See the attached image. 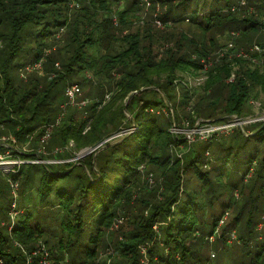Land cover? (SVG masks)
<instances>
[{"label":"trees","instance_id":"obj_1","mask_svg":"<svg viewBox=\"0 0 264 264\" xmlns=\"http://www.w3.org/2000/svg\"><path fill=\"white\" fill-rule=\"evenodd\" d=\"M73 1L78 3L77 8L71 6ZM150 1L154 6L160 2L165 8L158 17L167 29L158 31L148 22L150 26L147 24L145 30L125 34L124 29L132 25L138 11L141 12L143 0H0V39L3 41L0 140L11 131L17 141L14 154L21 152L19 144L27 143L33 150L42 144L44 126L55 122L62 113L61 90L69 83L80 85L87 80L86 73H91L99 77L95 95L100 97V100L92 97V102L84 106L88 117L81 121L76 119L75 108L65 112L44 143L49 151L71 140L77 149L88 145L97 147L81 163L90 177L82 172L77 176L75 188L67 187L56 193L60 204L55 205L61 227L59 241L51 243L49 230L39 222L33 223L28 218L29 213L24 211L25 215L14 222L10 232L8 225L0 224V257L5 264L26 263L27 254L19 246L11 247L16 241L30 254L41 243L46 246L51 243L48 248L54 259L51 264H144L140 245L145 243H151L149 264H189L190 259L197 263L202 258L204 245H213L215 241L223 250L227 236L232 230L236 231L235 228L239 229V238L231 246L232 254L240 258L245 255L244 249L253 246L262 259L251 264H264V230L260 239L251 241L259 235L256 227L262 220L264 206L260 214L257 213V205L250 196L241 204L239 199L234 200L235 204L231 199L217 211L214 207L217 201L212 200L213 210L209 215L212 226L207 233L206 225L201 222L203 204L198 201L197 192L199 189L211 192L214 187L210 169L203 168V164L210 161L201 160L199 153L191 152L186 139L170 130L173 123L182 128L184 118L193 124L198 118L224 120L230 114L245 116L251 112V98L257 99L260 95L264 98V56L260 60L223 57L213 62L208 79L200 88L203 93L199 91L196 102H193L194 91L187 87L182 74H199L203 67L200 59L230 42H235L238 48H249L253 43L264 46L261 32L264 0H247L241 6L239 0ZM249 6L254 7L253 13L247 11ZM115 17L118 24L113 20ZM187 18L190 23H185ZM59 29H64V33L57 37ZM234 29L240 30V35L232 38L229 32ZM225 36L228 38L223 39ZM46 50L49 52L45 53ZM42 58L47 74L40 76L33 71L26 76L23 73L25 77L20 75L24 66ZM114 72L116 79L111 76ZM232 74L234 79L228 81ZM106 77L109 80L103 83ZM176 85L182 96L176 99L177 103L173 101L175 93L177 97ZM58 86L62 88L55 91ZM107 91L111 92L110 100L102 105ZM147 91H161L167 100H147ZM87 95L94 94L88 92ZM55 97L62 100L55 101ZM165 100L172 104L175 120L169 114L149 111V108L166 106ZM177 107L182 108L180 115H177ZM127 111L132 115L135 130L100 149V142L110 133L120 131L125 122H128L127 127L131 126ZM204 113L209 116L203 117ZM130 138H135L138 144L133 150L125 151L119 145ZM5 142L0 143L2 151L8 144ZM182 144L187 145L188 150L181 155L174 154L172 149ZM97 149L100 151L96 154ZM64 151L66 155L71 154ZM36 154L38 158H46V154ZM58 156L65 155L58 152ZM75 164L71 161L24 163L11 175L24 194L26 186L35 178L30 169L42 166L38 170L37 193L43 201L53 182L69 176ZM188 169L192 171L194 184L184 178ZM141 171L143 175L154 173L156 178L155 188L146 193L149 196L145 199L146 215L128 207L135 190L143 191L147 187L145 181H141ZM219 180L224 184L222 176ZM224 185L228 186L229 180ZM247 201L251 204L246 210ZM232 208L235 214L221 224L216 240L210 241L209 235L215 232L222 214ZM120 216H128L131 223L127 231L123 227L118 229L121 235L113 232L115 220ZM94 222L95 230H92ZM155 224L160 229L154 228ZM65 254L69 255L67 262ZM39 258L33 256L30 264H42Z\"/></svg>","mask_w":264,"mask_h":264},{"label":"rangeland","instance_id":"obj_2","mask_svg":"<svg viewBox=\"0 0 264 264\" xmlns=\"http://www.w3.org/2000/svg\"><path fill=\"white\" fill-rule=\"evenodd\" d=\"M154 4L155 3H153L150 0L146 2H141L140 3L141 12L138 11V14H137L138 16L136 15L137 18L133 19L134 23L130 25L129 27H126L124 29V33L127 34L129 32H135L137 30H143V29L145 30L148 22H151L154 29H157L158 31L160 30L163 31L167 29V27H165L166 25L164 23L162 24L163 21L159 19L158 17V15H160L162 13V10L163 9L165 10V8L161 6L160 2L156 4V6H154ZM71 6H72V2H71ZM72 7L77 8L78 6L75 4ZM255 13H258V12L256 11ZM113 20L115 24L119 23L118 19L115 20L113 18ZM262 20L264 21V15L262 16ZM190 22H191L190 18H187L185 21V23H190ZM185 27L187 28L188 24ZM63 31L64 29H61L58 32L59 34L57 37L62 35L64 33ZM219 38L222 39L221 36H219ZM227 38L228 36H225L223 39H227ZM236 46L237 45L235 44V42L234 43L230 42L229 45H227L226 47L230 48L229 50H231V49H235ZM2 47H3V41H1L0 49ZM223 47L224 45L216 48L215 50L211 51L209 54L211 55V53L213 52H218L219 49ZM47 52H49V50L45 51V53ZM44 60L45 59L42 58L40 61L32 63L31 68L28 71L27 70L24 71V75L26 76L27 72L31 73L33 71H37L40 76L47 74L45 73L44 68H43ZM56 65L59 66L58 63H56ZM209 72H210V68L207 74H204L202 72H200L199 74H192L189 72L182 73L183 78H184L183 80L186 82L187 87L191 91H194L193 102L194 100L196 102V98H197L199 91L203 93V90H200V88L203 86L205 81L208 79ZM20 75H21V71H20ZM24 75L23 77H25ZM111 76L115 79L118 77L115 72L112 73ZM86 78L87 80L82 81V83L79 85L80 92L76 95L75 103L72 105H69L68 108L66 109V113H69V111L75 108V116L78 121H81L88 117V114L84 111V106L89 105V103L92 102V97H95L98 100H100V97L95 95L96 90L98 88L97 86L99 85L98 84L99 77L92 76L91 73H86ZM108 80H109L108 77H106L105 79L102 80V82L107 83ZM69 84H72V83H69ZM178 86L179 85H176L177 97L175 93V98H173V101L176 103H177L176 99H180L182 97L181 92L178 89ZM106 87H107L106 88L107 90L108 84H106ZM60 88L62 87L58 86L55 91H60ZM61 91L63 94L62 97L65 100V89H62ZM88 92H91L94 95L88 96L87 95ZM110 97H111V92L107 91L102 99L103 102L101 104L103 105L106 102H108L110 100L109 99ZM145 98L147 100L152 99L154 101H160V100L162 101V98H164V93L161 91H158V92L147 91V93H145ZM164 99H166V97ZM61 100H62L61 97H55V101L60 102ZM126 101H125V104L127 103ZM191 104L193 105L192 102ZM165 105L166 106L160 105L157 108H149V111H151L152 113H158L160 115L169 114L172 117V119L175 120L176 118L175 110L171 106L172 104L169 102V100L166 101ZM177 108H178L177 115H180L182 108L181 107H177ZM250 108H251V112H250L251 114H255L258 117L264 118V98L261 95H260V98H257V99L251 98ZM61 109H62L61 111L63 112L62 104H61ZM219 115L223 116L222 113H220ZM208 116L209 115H207V113L203 114V117L205 118H207ZM126 118L132 122V115L129 111L126 112ZM225 118L226 119L224 120H217L218 118H213V117L207 118L206 120L202 118H198L195 120L193 124L186 123L188 120L184 118V124H182V128L177 127V125L173 123L172 125L173 128L170 129L172 132L174 131L176 133H180V137L187 140V144L191 145L192 153H195V154L199 153L201 155V160L209 159L210 161L207 164L206 163L203 164V168L205 170L210 169L209 173L210 175H212L213 180L215 181L214 187H212L211 192H207V190L205 189L200 190L199 189L200 183L197 184V187L199 189L197 192V199L203 204V209H202L203 218L201 219V222H203L206 225L207 233L210 232L211 226H212L211 225L212 219L209 218L210 212L211 210H213V208L210 205L213 203L212 200L217 201V202H214L215 203L214 207L217 209V211H220L222 206L226 202L231 201V199L233 200V202L234 200L239 199L238 203L241 204V203H244L245 200H249L250 196L254 198V202L257 205L256 206L257 213L260 214L264 206V164H263L264 121L254 123L252 125H248L245 129L241 127H235L231 133H227L224 130L215 131L214 134L208 136L207 138L206 137L202 138L201 135L197 133L199 128L204 129V128H208L209 126L212 127L216 124H224L227 121L228 116H226ZM125 121L126 120H124V122ZM221 122H224V123H221ZM133 124L134 122H132L130 127H127L128 122H125V124L122 126V129L120 131L110 133L107 138H105L103 141L100 142L101 143L100 149L105 148L104 146L107 144H112L114 142L120 141L121 139H123L124 136L134 131L135 129L134 127H132ZM245 131H247L250 134L249 135L246 134ZM8 133H9V137H13V134H11L12 133L11 131ZM189 134L192 137H194V139L193 138L190 139L188 136ZM198 135H200V137ZM213 135H215V137L211 141H205V140H208ZM7 141L8 143L12 142L11 139H8ZM14 141H16V138ZM0 143L5 144L7 142H5L4 140H0ZM71 143L73 145L72 147H69L68 144L70 145ZM68 144L57 146V147H61V149L64 148L65 150H68V152L70 151L71 153L70 155H66L67 152L61 151L65 155L63 157H59L58 152L55 153V149L57 147L49 151L47 148L44 147V143H42L36 150H33L31 148V145L27 143L18 145L19 147H21V150H20L21 153H18V154H20L21 157L26 158L29 163H32L31 161L35 162L36 160L41 161V159H39L36 154L38 152L46 154L45 159H48V160L52 159L50 163H57L60 161H65V162L71 161V163L72 162L77 163L73 166V170L71 171V174L69 176L60 177L58 180H55L53 182L50 188L45 192V195H46L45 197L47 198L43 201L40 199V196L37 193L39 177H40V172H38V170H40L42 166L36 165L30 169L32 172L35 173V178L33 182H31V184L26 186L24 194L21 192V189H20L21 186L19 185L18 195L17 197H15L10 180L11 178H13L11 173L15 172L14 170H17L19 166L13 165V164L6 165L4 163L3 165H0V221H1L0 224L1 225L4 226L6 222L9 223L11 221L10 211L13 209L12 202L16 200L15 209H17L19 213L15 217V221L19 219L20 217H22L23 215H25L24 213L27 211L26 214L29 213L28 214L29 216L28 215L27 216L33 223L39 222L41 226H44L46 229L49 230L47 233L50 236H52L50 237L51 243H57L59 241V237H60L59 233H60L61 227H60V219L57 217L58 210L55 208V205H60V204H59V200L56 197V193L60 190H63V189L65 190L67 187L70 189L75 188V185L77 182V176L80 173L83 172V174H85V177L89 176V172L87 171V168L81 163L84 157H86L87 154H90L91 145L84 146L80 149H77L73 140L69 141ZM137 144H138V141L135 138H130L129 140L121 143L119 146L125 151H131L134 149V147L137 146ZM206 148H208L207 150H209V154H207L208 151L206 150ZM6 149L7 148H5V150ZM98 150L99 149H97V151L94 153L97 154L100 151ZM187 150H188L187 145L183 146V144L177 148L172 149L174 154H177V155H181ZM23 152H27L28 154L33 153L34 156L35 155L36 156L31 157L29 155H24ZM0 153H1L0 155L4 156L3 151H0ZM78 153H80L81 156L82 155H85V156H82V157L80 156L79 158H77ZM5 158L7 157H3V159ZM8 159L9 160H12V159L20 160L19 158L15 156H10V158ZM141 174H142L141 181L142 180L145 181L144 185L147 187H145L143 191L137 190L138 188L135 190L134 194L131 197V200H129L128 207L129 209H131V211L135 213H144L146 215L148 212H147L146 205H145V199L149 197L147 196L149 190H151L152 188H155L156 178H155L154 173L147 174L145 172L143 175V172L141 171ZM217 174H221L222 178L224 179L223 181L224 184L227 183V181L229 180V185L226 186L222 184L221 180H219L221 176L216 177ZM85 177L84 179H86ZM118 178L121 179V176ZM184 178L185 180L191 179L192 183L194 184V181H193L194 177L192 176L191 170L188 169V171L184 173ZM217 181H219V184L216 183ZM213 188L216 189V192L215 190H213ZM245 204H246V210H247V208L250 206L251 203L247 201V203ZM228 210H229V215L227 219L230 220L231 217H233V214H235V211L233 208L228 209ZM128 216H124L125 218L123 222L120 223L118 227H115L113 232L117 231L120 234V231H118V229L120 230L123 227L124 231H127L128 229L131 228V223L128 222L129 221ZM227 219H225V221H227ZM259 222L260 221H258V224ZM155 225L156 226H154V228L160 229V228H157L158 224H155ZM5 229L3 228L4 232H5ZM91 229L95 230V222L93 223ZM235 229H236V234H238L239 229L237 228ZM218 231H220V229ZM53 233L55 235H53ZM198 233L199 232H197V235ZM158 234L160 235V231ZM257 238L260 239V235L256 236V238L255 237L252 238L251 241L253 242L257 240ZM236 239L233 240L231 243L224 244L225 247L223 250H221V247H218V245H215V241L213 242L214 243L213 245L211 244L210 246L204 245L203 246L204 252L202 253V258L197 263L192 262V260L190 259L188 260L189 261L188 263L189 264H251L254 260L257 261V260L262 259L260 255L257 256L259 252L257 250H254L252 248L253 246H251V248L244 249L245 250L244 256H240V258H239V255L234 256L232 254L233 248L231 246L235 244ZM238 240H237V243L239 242ZM51 243H48L47 245L48 248L49 246L51 247ZM12 244L13 245L11 247L16 245L15 242H13ZM110 251L111 250L109 249L107 252L109 253ZM212 253H214L215 255L212 256ZM68 259H69V255L65 254L64 261L67 262ZM50 260L51 262L49 264H51L54 261L51 254H50ZM142 262L144 264L148 262L146 257L144 258V261Z\"/></svg>","mask_w":264,"mask_h":264},{"label":"built area","instance_id":"obj_3","mask_svg":"<svg viewBox=\"0 0 264 264\" xmlns=\"http://www.w3.org/2000/svg\"><path fill=\"white\" fill-rule=\"evenodd\" d=\"M146 1H149V0H143V2H146ZM246 1L247 0H239V5L240 6L243 5L244 3H246ZM75 4L78 5V3L76 1H73L72 2V6L75 5ZM250 11H253V10H250ZM114 19L117 20L116 17ZM162 24H163V22H162ZM261 32L264 34V26L261 27ZM237 34H238V31H236V30L231 31V35H233V36H235ZM1 41L2 40L0 39V45H1ZM229 49L230 48H228V47H223V48L219 49L218 52L214 53L215 57H212L211 55L202 57L200 59V62L203 64L201 72L204 73V74H207L209 68L212 65V63L215 62V61H218L223 56L236 55V56L249 57V55L251 53H256V54H258L260 56H264V46H262L260 44H257V43H253L249 48H240L237 51H233V50H229ZM30 68H31V64H28V65L24 66L23 70L21 71V75H23L24 71H26V70L28 71ZM233 79H234V74H232L228 78L229 81H232ZM79 92H80V87L76 83L68 84L65 87V100L62 103L63 112L57 117L55 122L48 123V124H46L44 126V133H43V135L41 137V142L42 143L47 142V140L49 139V137H50V135H51V133H52V131L54 129V125L59 123L60 118L65 114L67 107L69 105H72V104L75 103L76 95ZM263 120H264L263 117H258L255 114H253V115L248 114V115H245V116H238L237 114H230L228 116V119H227V121L225 123L221 122V123H224V124H216V125H214L212 127L209 126L208 128H204V129H200L199 128L197 133H199L202 138H204V137L207 138L208 136L214 134L215 131L224 130L227 133H231L234 130L235 127L244 128L246 125H248L250 123L263 121ZM186 123H189V122L187 121ZM195 131H197V130H195ZM173 133H175L177 136L180 135V133H176L174 131H173ZM200 135H198V136L200 137ZM188 136H189L190 139H192V138L194 139V137H192L190 134ZM8 139H11L14 144L12 142L6 144V148L7 149L3 150L4 156L0 155V165H3V163L6 164V165L13 164V165H18L19 168H20V166L22 164L29 163L27 161V159L21 157V155L13 154L14 150H12V149H14V147L17 146V141H14L15 140L14 136L13 137L3 136L1 138V140H4V141H7ZM72 145H73L72 143L70 145L68 144L69 147H72ZM96 148L97 147L90 148V152H92ZM64 150H65L64 148L61 149V147H57L55 149V153L61 152V151H64ZM0 151H2V150H0ZM207 154H209V151L207 152ZM10 156H15V157L19 158L20 160H13V159L9 160L8 158H10ZM80 156H81L80 153H78L77 158H79ZM82 156H85V155H82ZM3 157H7V158L3 159ZM39 159H41L42 162L40 160H36L35 162L31 161V162L32 163H38V162H40V163H44V162L50 163L52 161V159L51 160H48V159H45V158L44 159L43 158H39ZM4 160H6V161H4ZM60 162H65V161H60ZM60 162H57V163H60ZM19 168L17 170H19ZM17 170H14V171L16 172ZM10 182H11V186L13 188L14 196L17 197L19 182L17 180H14L13 178H11ZM12 206H13V209L10 211L11 221L9 223L6 222V224H5V225H8V231L12 230L13 224L15 222V217L19 213V211L17 209H15L16 200H14L12 202ZM228 215H229V210L227 209V210L224 211V213L222 214L221 218L219 219V222H218V225H217V228H216L215 232L212 233L211 235H209L210 241H213V239H215V234L219 233V231H218L219 227L221 226V224H223L225 222V219H227ZM124 218H125L124 216L118 217L115 220L113 228L118 227L119 224L123 222ZM3 223H5V222H3ZM263 230H264V213L262 215V220L259 222V224L257 226V231H258V233L260 235V238L262 237ZM236 238H237L236 231L232 230L229 233V236H228V239H227V243H231ZM15 243H16L17 246H19L23 250V252H25L27 254V260H26L25 264H30L32 262V260H33V256H39L40 257L39 258L40 262L42 264H49L51 262V260H50V251H49L48 247L44 243H41V245L37 249L33 250V252L31 254L27 253V250L25 249V247L22 244H20L17 241ZM148 246L150 247L151 243H145V244H141L140 245L141 253L143 255L142 261H144L145 257H146V259L148 261L145 264H149L148 254H147L148 253ZM214 255L215 254L212 253V256H214ZM0 264H5V261H4V259L2 257H0Z\"/></svg>","mask_w":264,"mask_h":264},{"label":"crops","instance_id":"obj_4","mask_svg":"<svg viewBox=\"0 0 264 264\" xmlns=\"http://www.w3.org/2000/svg\"><path fill=\"white\" fill-rule=\"evenodd\" d=\"M245 4V3H244ZM248 10V12L249 13H253L254 11H255V9H254V7L253 6H249L248 8H247ZM250 10H253V11H250ZM257 14V13H256ZM261 15H264V13H261ZM234 30H236V29H234ZM234 30H232V31H234ZM236 31H238V34L237 35H239L240 34V30H236ZM229 34H230V36L232 37L233 35H231V31L229 32ZM237 35H235V36H237ZM235 36H233L232 38H234ZM229 45V44H228ZM224 47H226V46H224ZM240 47V46H239ZM240 48H244V47H240ZM240 48H238L237 46L235 47V49H231V50H233V51H237V50H239ZM214 53L215 52H213V53H211V56L212 57H215L214 56ZM210 54H207L206 56H209ZM253 55H256V56H253ZM223 57H228V59H234V58H247V59H261V57L263 58V56H260V55H258V54H256V53H251L250 55H249V57H243V56H236V55H232V56H223ZM223 57H221L218 61H220ZM217 61V62H218ZM261 61H263V60H261ZM229 81V80H228ZM251 115H253V114H251Z\"/></svg>","mask_w":264,"mask_h":264},{"label":"water","instance_id":"obj_5","mask_svg":"<svg viewBox=\"0 0 264 264\" xmlns=\"http://www.w3.org/2000/svg\"><path fill=\"white\" fill-rule=\"evenodd\" d=\"M129 99H130V97H129ZM129 99H128V100H129ZM126 102H128V101H126ZM125 105H127V103H126Z\"/></svg>","mask_w":264,"mask_h":264}]
</instances>
